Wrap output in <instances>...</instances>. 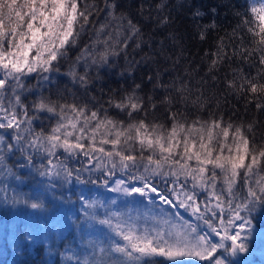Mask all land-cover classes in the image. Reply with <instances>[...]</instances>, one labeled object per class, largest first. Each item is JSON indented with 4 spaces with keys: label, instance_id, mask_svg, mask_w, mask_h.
Listing matches in <instances>:
<instances>
[{
    "label": "snow or ice",
    "instance_id": "snow-or-ice-1",
    "mask_svg": "<svg viewBox=\"0 0 264 264\" xmlns=\"http://www.w3.org/2000/svg\"><path fill=\"white\" fill-rule=\"evenodd\" d=\"M103 4L101 9L95 0L92 3L88 0H0V130H11L7 139L0 134V182L10 177L21 179L15 169L35 166L36 158L40 156L47 164H41L36 171L41 177H48L51 186L55 187L52 181L56 179L71 183L74 172L60 160L57 155L60 150L69 157L78 153L89 158L91 153H101L109 158L116 156L121 167L126 169L128 162L134 164L137 157L125 154L120 150L121 145L132 149L138 143L141 152L148 149L155 153L158 149V159L148 157L149 164L155 165L151 172L160 175L166 164L174 168L170 173L172 176L177 180L180 176L185 178V183L180 185L184 191L176 193L173 189L178 197H184L183 200L174 202L158 193L149 183L150 175L131 178L141 181L140 187L121 188L124 181L118 180L117 187L111 191L141 196L156 193L164 204L190 208L192 215L205 227L185 222L181 217L182 222L178 225L164 221L169 225L167 231L156 230L155 235L148 231L138 234L134 226L126 225L120 219L118 213L114 214V222L111 217L98 219L93 212L85 211L87 218L113 229L126 243L107 245L104 241L90 240L83 249V258L80 254L74 257L75 264H159L157 258L161 257L172 264H183L186 258L193 257L205 264H232L230 258L249 252L252 239L249 217L258 207H264V139L259 142L257 139L260 122L254 116L246 125L234 126L231 122L225 125L222 117L211 120L197 117L188 123L184 111H172V108L182 105L185 110L191 107L201 111L212 104L218 108L220 96L226 100L234 95L243 96L246 105H254L257 113L264 112V0L247 5L243 14L237 12L240 20L228 35V42L220 37L216 50L210 53L212 59L207 75L216 89L211 95H205L208 80L202 79L194 94L190 81L177 77L165 84L157 70L155 77L148 75L147 79L153 82L154 91L156 88L164 90L165 94L159 99L139 95L141 84L123 89L119 95L117 90H110L106 103L123 113L125 119L108 116L106 109L102 116L101 109H89L87 103L61 102L50 95L41 94L27 101L23 97V92L27 91L23 80L27 75L59 71L60 61L70 60L69 75L87 92L93 79L89 75L92 68L96 69L98 78L99 69L110 65L112 58L123 52L127 60L130 40L134 41L135 48H141V27L134 22L131 13L122 9L116 0H103ZM135 7L138 15L145 18V6L138 4ZM167 7L166 2L160 0L155 5L156 16H153L149 6L147 19L155 20L157 26H166L170 17L162 13ZM100 11H104L107 19L105 23L93 25L90 17ZM201 15L199 11L194 13L196 17ZM89 27L97 39L84 45L80 53L71 58V50L79 46ZM210 27L214 28L215 24ZM170 35L176 42V35ZM199 35L201 40L206 38L204 31ZM153 60L154 57L148 54L142 57L143 62ZM81 62L82 74L76 71ZM139 63L141 61L135 57L129 61L130 75ZM222 67L228 71L222 76L217 75ZM220 85H223L222 89ZM161 106L170 113V128L148 121L149 112ZM44 112L58 119L49 131L43 127L37 131L33 124L40 117L36 113ZM103 145H111L112 150H106ZM17 154L23 163L13 159ZM193 160L195 166L189 163ZM148 171L146 166L145 172ZM74 178L81 180L79 174ZM189 179L191 190L186 189ZM196 188L207 192L203 210L197 202ZM80 199L87 209H95L94 201L85 200L83 196ZM11 202L14 205L23 203L34 210L45 206L43 202L21 201L15 196ZM149 202H153L151 197ZM176 215L180 216V213ZM26 239L30 240L31 235Z\"/></svg>",
    "mask_w": 264,
    "mask_h": 264
},
{
    "label": "trees",
    "instance_id": "trees-1",
    "mask_svg": "<svg viewBox=\"0 0 264 264\" xmlns=\"http://www.w3.org/2000/svg\"><path fill=\"white\" fill-rule=\"evenodd\" d=\"M88 2L92 3L93 0H88ZM95 2L99 8L102 9L104 7L103 0H95ZM158 2L160 0H116V3L122 9L131 13L134 22H137L141 27V48H135L134 41L130 40L127 49V60L123 52L119 57L112 58L110 65L99 69L98 78L96 69L92 68L89 75L93 79L89 84L87 92L78 83L73 82L71 75H69L71 61L64 60L60 61L58 65L59 71L34 72L27 75L23 80L27 88V91L23 92V97H26L29 102L41 94L44 96L50 95L53 100L59 99L61 102L72 103L75 100L78 104L87 103L89 109H101L102 116L106 109L108 116L114 119H125L123 113L109 107L106 103L110 90H117L116 94L119 95L123 89H131L134 84H141L139 95L145 97L152 95L156 99H159L165 94L164 90L156 88L154 91L153 82H149L147 79L148 75L155 77L157 70L161 72V80L165 84H170L177 77L190 81L194 94L195 90L200 87L201 80H208V84L205 86V95H211L216 89L213 87L210 76L207 75L208 63L212 59L210 53L216 50L220 37L225 38V43L228 42V35L232 33L233 28L237 26L240 20V17L236 13L243 14L246 6L257 2V0H164L168 7L162 15L170 17L169 23L166 26H157L155 20L149 21L147 19L149 6H151L152 15L156 16L155 5ZM138 4L145 6V18H141L138 15L135 7ZM197 11L202 13V15L199 17L194 16V13ZM90 19L93 25L98 26L105 23L107 17L104 11H100L95 13ZM213 23L215 24L214 28L210 27ZM201 31L205 32L206 38L204 40L200 39L199 34ZM170 34L176 35V42L173 41ZM95 39L97 37L92 35V28L89 27L88 31L82 36L79 46L71 50L70 57L75 58L84 45L91 43ZM162 50L163 54H161ZM206 53H209V55H205ZM145 54L154 57V60L143 62L142 57ZM133 57L137 61H141V63L136 65L130 75L129 61ZM165 57L171 58L166 59ZM76 71L81 74L83 73L84 68L82 64L76 67ZM225 71H228V69L222 67L220 73H217V75L222 76ZM45 76L48 77L47 80L43 79ZM178 82L179 80H177ZM220 88L222 89L223 85H220ZM219 99L220 104L218 108L215 104H212L206 109L197 111L191 107L185 110L182 105H175L172 111H184L188 123H191L197 117L201 120L219 119L222 117L225 125L231 122L234 126L241 123L246 125L255 116L260 122L259 132L257 133L258 142L260 139H264V112L257 113L254 105H246L243 96L230 95L226 100L223 96H220ZM36 115L40 117L33 124L37 131L40 130L38 121H41V127L45 129L48 122L55 124L57 120V117H54L53 114L46 112L36 113ZM148 121L164 124L166 128H170L172 123L170 113L162 106L158 107L155 111L149 112ZM3 132L4 130H0V134ZM10 132L11 130L6 132V139L10 135ZM121 149L125 150V154L137 157L135 162L137 163L136 167H139L132 169L135 175L140 173L141 169H144L145 164H149L148 157L152 156L151 150L145 149L141 152L138 143L132 149L127 145H121ZM62 153L63 151L57 155L64 165L72 169L73 172L82 173L85 170L86 166L84 164L86 159H88L87 156L77 154L72 158H65ZM15 158H20L19 154L13 157L14 160ZM55 159L54 157L53 160L55 161ZM30 168L31 166H26L22 169L16 168L15 171L21 179L17 180L15 177H10L6 180L5 187L8 189L10 200L13 197V190L18 187L20 181L26 180L24 189L31 186L34 179L33 176L35 175L28 173ZM128 175L127 172H122L114 173L113 177L109 174L105 176H80L81 180L77 181L74 178V174L71 183L75 181L79 182V188H73L70 185L71 183H67L69 187L71 186L70 188L63 189L60 192L54 191L60 203L59 207L51 214L52 216L38 218L35 212H32L28 214L27 222H6L4 234H1L2 240L5 241L1 245L6 249L7 255H5L6 257H0V264H75L74 257L80 254L82 259L83 249L87 247L85 245L84 247L77 248L75 240L82 241L84 235L83 229L86 226L87 220L95 222L93 219L85 216V211L93 212L100 219L98 213H101V210L98 207V203L101 200L99 199L97 187H103V183L109 178L115 179L120 176L123 177V181L128 180ZM178 181L177 178H172L168 182L151 178L149 183L157 189L163 187V193L173 200V197H170L173 189H175L176 193H179L176 189ZM81 196L90 202L94 201L96 204L95 209H87L80 199ZM101 202L103 207L109 209L112 218L115 217L114 214L118 213L122 221L132 224L136 228L154 231L159 230L157 225H155L157 223L155 219H159V223L166 230L167 225L164 222V218L170 212H167L165 209L162 211V209L153 207L149 214V220L143 221L142 219H135V213L141 208L139 203L133 201L130 197H109ZM11 206H13L12 202L9 204L8 209L2 208L0 210V219L3 217L10 219ZM201 210H203L202 205ZM143 215L148 216L145 211H143ZM29 234L31 235L30 240L26 239ZM99 235L107 245H111L114 242V238L104 237L103 233H99ZM8 240L15 241V243L10 244ZM67 245L69 247H66ZM62 253L63 255H61ZM69 257H73V259H69Z\"/></svg>",
    "mask_w": 264,
    "mask_h": 264
},
{
    "label": "rangeland",
    "instance_id": "rangeland-1",
    "mask_svg": "<svg viewBox=\"0 0 264 264\" xmlns=\"http://www.w3.org/2000/svg\"><path fill=\"white\" fill-rule=\"evenodd\" d=\"M82 64V62H81ZM53 117V116H52ZM55 117V116H54ZM58 119V117H57ZM41 121H38V125L39 128H41ZM56 123V121H55ZM47 126H45L46 131H49L50 128L52 126H54L55 124L48 122V124H46ZM3 135L6 136V132L4 131L2 133ZM99 140V137L97 138ZM85 143H87V141H85ZM97 146H100L97 143ZM103 147H105L106 150H112L111 149V145H103ZM120 150L124 151V149ZM63 150H60V152ZM181 151V149H180ZM59 153V152H58ZM78 154H83V153H78ZM160 156V153L158 151V149L156 150L155 153H153L152 151V157L153 160L158 159ZM16 157V156H15ZM65 158H72L73 156L69 157L67 154H64ZM178 158V157H177ZM89 159H91L93 161V165L91 168H88L87 166L90 164ZM15 160L20 161L21 163L23 162L21 160V158H15ZM115 163L116 167L113 168V164ZM129 163V167L128 168H122L120 165V160L119 157L113 156L111 158L104 156L101 153H91V158L88 157V159H86V162L84 164L85 170L82 173H77L74 172V174H79V176H86V177H90L91 175H97V176H102V175H110L111 177H113L112 175L114 173H125L127 172L129 175L127 177L128 180L124 181L123 185H120L121 188L123 187H140L142 186V182L141 181H132V177L133 176H140V175H144V176H151V178L154 179H161L162 181H167L172 179V178H176L174 176H172L170 173L171 171L174 170V168L170 167L168 164L164 165V167L160 170L161 174L160 175H155L152 174L151 169L155 168L154 164H145L148 168L149 171L145 172V167L144 169L140 170V173H138L137 175H135V172L132 171V169H134L136 167V162H128ZM190 164H192L193 166H195V161H191L189 162ZM41 164H47L46 159H41L40 156H37L36 158V163L35 166H31V168L29 169L30 171L28 172L29 174H34L35 176L33 179V182L31 184V186H29L28 188L24 189V186L26 184V180L20 181L18 184V187H16L13 190V196L19 198L21 201L23 200H29L30 202H43L44 203V208L42 209H31L28 205H25L23 203H18V204H12L13 206H11V214H10V219H7L6 217H3L0 222V257H4L5 255H7L6 253V249L4 248V246L2 247L1 244L4 243L5 240H2V236L1 234H4V229L6 227V222L7 221H26L28 220V214H31L32 212H35V214L38 216V218H42L44 216L46 217H50L52 216L51 214L53 213V211L58 208L60 201L58 200V197L55 195L54 191H62L63 189H68L71 186H73V188H79V182H74L71 183L70 187L69 184L64 183L63 181L60 179H56L53 180L52 183L55 184V187L50 185L49 182V178L48 177H41L38 172L36 171V168L39 167ZM97 165H99V167H97ZM139 166H137L136 168H138ZM165 173H168L167 175ZM122 180L123 181V177L118 176V178L112 179L109 178L106 182H104V186L103 187H97V192L99 193V199L101 201L105 200L106 198L109 197H118L120 196L121 198H125V197H130V199H132L133 201H137L139 203V206L141 209H139L136 213H135V219L139 220L142 219L143 221L150 218L149 214L151 213V209L153 207H157L159 209H165L167 212H170L169 215L167 217L164 218V221L166 220H170L172 223L175 224H179L181 223V217L183 218V221L185 222H189L192 224H197L199 223L201 225V227H205L202 223V221H197L196 217L194 215H192L191 209H184V208H179V207H171L170 205L164 204L162 201L159 200L158 196L156 193H150L148 194V196H141L138 193H132L131 195H128L122 191H111L112 188L117 187L116 181L118 180ZM125 179V178H124ZM178 183L176 185V189L177 192H182L185 189H181L180 185L185 183V178L183 176H180L178 179ZM7 181H2L0 182V210L2 208H7L9 207V204L11 203L10 198L8 197V189L5 187L6 186ZM219 182H218V187H219ZM192 188V181L189 179L187 181L186 184V189L187 190H191ZM195 191L197 192V202L200 203L203 207L204 202L206 201L207 198V192L196 188ZM157 192L165 195L163 193V187L161 189H157ZM149 197L152 198L153 202H149ZM170 197H173V201L176 202L178 199L183 200L184 197L183 196H176L173 192L171 194ZM98 203V207L101 210V213H98V216L100 217V219L105 218L106 216L111 217V213L109 211L108 208L103 207L102 202ZM10 210V209H9ZM142 210V212H141ZM143 211H145V213L148 216L143 215ZM180 213V216H177L176 213ZM1 214V213H0ZM117 214V213H116ZM168 214V213H167ZM242 215H247V214H243ZM145 218V219H144ZM251 219V229H252V239L249 241V252L248 253H244V254H239L236 258H230L232 259V264H264V207H258L256 209V211H254L251 216L249 217ZM114 222H115V217L113 218ZM156 220V224L157 227L159 228V230H165L162 227V224L159 223V219H155ZM95 222H90L89 220H87L86 222V226L84 227L83 231H84V235H83V239L82 241H79L77 238V240H75V245L77 248L80 247H84L85 245L88 244V241L90 240H98V241H103L102 237H100L99 233H103L104 237H110V238H114V242L116 243H120V244H124L126 243L125 241H123V239L120 236H117L115 234V232L113 231V229L105 226V225H101L97 222V220H94ZM9 222V223H10ZM126 225H131L132 224H128L125 221H123ZM239 223V222H237ZM166 230H168L169 225L166 224ZM137 231L138 234H142L145 231H148L150 234L155 235V231L151 230V229H140V228H136L134 227ZM99 231V233H98ZM11 232V231H10ZM8 242L11 243H15V241L12 242V240H8ZM66 247H69V245H67ZM6 257V256H5ZM6 260V259H4ZM157 260L159 261V264H165V263H170L172 264V262L167 261L165 258H157ZM183 264H205V262L199 261L196 258H186L183 261Z\"/></svg>",
    "mask_w": 264,
    "mask_h": 264
},
{
    "label": "water",
    "instance_id": "water-1",
    "mask_svg": "<svg viewBox=\"0 0 264 264\" xmlns=\"http://www.w3.org/2000/svg\"><path fill=\"white\" fill-rule=\"evenodd\" d=\"M89 162H90V164H89L87 167H88V168H91L92 165H93V161H92L91 159H89Z\"/></svg>",
    "mask_w": 264,
    "mask_h": 264
}]
</instances>
